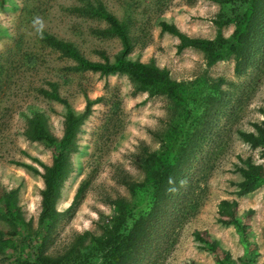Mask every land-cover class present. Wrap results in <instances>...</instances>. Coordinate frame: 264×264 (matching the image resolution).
Returning a JSON list of instances; mask_svg holds the SVG:
<instances>
[{
  "label": "rangeland",
  "instance_id": "rangeland-1",
  "mask_svg": "<svg viewBox=\"0 0 264 264\" xmlns=\"http://www.w3.org/2000/svg\"><path fill=\"white\" fill-rule=\"evenodd\" d=\"M81 1L0 0V189H18L17 204L24 222L31 225L30 229L14 226L0 216V232L21 233L2 247L0 264H15L20 256L31 259L41 246L44 232H39L38 220L44 184L23 165L42 173L39 164L51 165L53 153L29 141L25 131L30 113L40 110L47 115L52 134L61 138L64 106L41 93L50 89L51 83L75 111L84 109L85 96L101 102L92 107L81 127L78 150L69 158L72 171L56 203L62 215L44 241L42 252L62 256L71 251L78 236L89 233L100 237L104 227L114 226L118 200L132 210L134 219L148 214L151 192L138 185L132 193L130 187L144 182L141 158L159 150V137L166 138L171 125H176L173 140L165 142L172 157L185 159L179 182L171 198L159 204L155 226H150L146 246L138 251L141 253L134 264H218L217 257L195 241L197 231L218 240L223 253L242 264L246 247L239 234L232 225L218 222L228 219L218 209L222 200L238 202L236 218L255 245L254 264H264V185L239 198L233 185L241 180L235 171L240 159L251 157L264 164V146L252 148L238 135L239 131L255 133L253 124L263 120L264 40L251 42V48L255 46L252 51L259 50L245 72L237 76L233 56L208 67L199 51L177 52L178 39L163 33L159 26L166 21L191 38L212 40L219 32L214 22L234 18L247 5L212 0H102L128 25L132 59L142 63L152 60L168 70L173 80L190 84L189 89L196 91L187 103L191 113L185 121L174 117L172 102L166 96L137 92L125 75L79 72L73 69V61L41 42L43 32H48L73 43L91 61H101V52L112 57L121 49L117 38L98 32L106 28L104 22L77 15L74 8L81 6ZM260 4L264 7V0ZM234 30L231 24L220 32L228 38ZM220 80V91H215L211 85ZM81 185L84 191L72 205ZM22 236L29 238L26 248ZM93 253L100 258L99 253ZM80 256L86 264L98 262L90 251ZM72 257V261L77 260Z\"/></svg>",
  "mask_w": 264,
  "mask_h": 264
},
{
  "label": "trees",
  "instance_id": "trees-1",
  "mask_svg": "<svg viewBox=\"0 0 264 264\" xmlns=\"http://www.w3.org/2000/svg\"><path fill=\"white\" fill-rule=\"evenodd\" d=\"M212 1L219 4L240 3L247 5L245 10L234 18L214 22L219 30L215 39L191 38L180 32L174 24L166 21H161L159 26L163 33L170 34L178 39L177 52H182L185 49L199 51L203 53L208 67L233 56L235 60L234 72L237 76H240L247 69L255 50H259V47H257L252 51L255 46L251 48V42L255 38L257 39L256 42L264 40V10H261L263 5L260 4V0ZM74 11L81 18L104 22L106 28L98 30V32L104 37L117 38L120 41L121 49L112 57L101 52L99 54L101 61H91L73 43L48 32H43L41 42L46 47L59 53L63 58L73 61L75 63L73 69L79 72L98 73L101 76L125 75L132 82L137 92L147 93L150 97L166 96L172 102L174 117L180 119L183 117L185 121H188L191 111L187 103L194 95L193 93L196 92L189 89L190 84L173 80L168 70L159 68L152 60L148 63H142L139 60L132 59L129 54L133 49V44L128 25L110 12L102 0H82L81 6L75 7ZM231 24L235 26V30L230 37L225 38L220 30ZM256 29L258 32L253 33V30ZM221 83L220 80L218 83L212 84L211 87L215 91H220ZM49 85L50 89L42 90L41 93L46 98L64 106L63 134L61 138H57L52 134L49 128V119L40 110H33L27 118L26 138L50 149L53 153V161L51 165L39 164L42 173L33 166L23 165L34 174L39 175L44 184L43 189L40 191L41 211L38 220L39 232L44 233L41 246L38 247L32 258L25 259L20 256L16 259L15 264H86L85 260L81 261L80 255L87 253V251L92 253L94 260L98 261L97 264H134L141 253L138 251L143 250L146 246L150 226H155L153 220L157 218L160 209L159 204L167 202L171 198V191L179 182L185 159L183 160V156L179 160L172 157L165 142L173 140L176 125H171L166 138L159 137L162 142L159 150L146 153L141 158L140 168L145 174L144 182L130 187L132 193H135L134 187L136 186L151 192L152 208L150 212L134 219L132 210L127 209L126 205L118 200L115 206L119 214L114 218L113 227H104L100 237L92 236L89 233L78 236L71 251L62 256L54 257L42 252V245L44 241L46 242L49 239L62 215L56 210V203L60 198L63 183L72 171L69 158L78 150L77 140L81 127L91 115L92 107L100 103L101 99L91 100L88 96H85L84 109L81 112L75 111L67 99L59 94L57 85L53 83ZM261 113L263 116L262 122L253 124L255 133L238 132L239 137L250 144L252 148L260 145L264 146V108ZM261 158H264V149L261 152ZM235 171L241 177L239 182L233 184L236 186L234 194L237 198L246 196L264 185V164L256 163L251 157L245 160L240 159V165L235 166ZM83 191L84 187L81 185L75 194L72 205L76 204ZM17 195L18 189L7 192L0 189V216L11 225H22L25 229H30L31 225L24 222L17 204ZM237 208L238 202L236 200H222L218 205V209L221 214L225 213L228 219H219L218 222L226 226L232 225L236 229L241 242L246 247V256L242 264H254L255 254L253 255L254 249L252 247L255 245L251 244L247 229L236 218ZM131 220H133V223L128 226V222ZM16 233L0 232V250L5 245H10L17 234L20 237V231ZM193 236L195 241L202 244L204 250L217 257L218 264H236L230 259L229 254L223 253L219 241L210 237L206 232L197 231ZM28 239L22 236L21 242L24 247ZM87 240L89 242L85 246ZM93 250L95 253H99L100 258L95 257ZM23 253H26V249ZM71 257L72 259L77 257V260L72 261ZM92 261L88 264H94Z\"/></svg>",
  "mask_w": 264,
  "mask_h": 264
}]
</instances>
